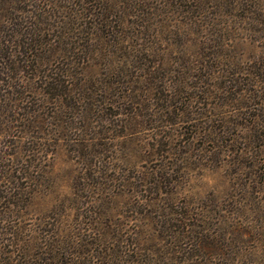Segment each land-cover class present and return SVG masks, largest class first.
<instances>
[{
	"label": "rangeland",
	"instance_id": "374dc122",
	"mask_svg": "<svg viewBox=\"0 0 264 264\" xmlns=\"http://www.w3.org/2000/svg\"><path fill=\"white\" fill-rule=\"evenodd\" d=\"M99 1L123 17L118 35L58 18L40 40L52 39L55 57L85 46L86 80L129 72L125 90L137 93L142 104L161 105L144 98L149 86L157 88L165 78L174 105L166 130L182 136L171 147L154 149V124L138 118L126 129L112 115L111 124L86 127L64 109L55 120L60 140L47 160L50 185L34 195L19 220L25 239H32L35 221L64 228L68 214L84 217L96 254L117 249L107 260L88 264H264V153L258 140L245 139L264 136V101L253 100L250 86L255 73L264 85V0ZM59 32L65 33L60 40ZM112 68L119 75L111 76ZM204 110L210 113L202 115ZM208 130L213 134L207 139L193 140ZM74 134L83 137L77 147ZM100 140L106 143L102 155ZM85 164L109 168V181L82 186ZM166 169L172 179L160 193H143L131 179ZM120 174L125 182L116 179ZM88 188L102 203L93 207L95 223L85 219L92 208L82 203ZM58 218L63 221L56 223ZM129 246L138 254L121 259Z\"/></svg>",
	"mask_w": 264,
	"mask_h": 264
},
{
	"label": "trees",
	"instance_id": "16d2710c",
	"mask_svg": "<svg viewBox=\"0 0 264 264\" xmlns=\"http://www.w3.org/2000/svg\"><path fill=\"white\" fill-rule=\"evenodd\" d=\"M108 6L99 0H0V264H88L94 258L97 261L107 260L111 251H117L110 247L102 254L93 251L92 241L95 237L81 223L84 217L81 220L78 217L71 219L66 214L64 228L37 220L30 228L34 231L31 233L32 239H25L26 229L19 224V220L26 216L25 209L34 195L41 194L50 185L47 160L60 140V137L57 138L58 124L55 120L59 119L60 114L62 116L64 109H68L73 118L86 127L93 123L111 124L112 115L121 118L126 129L133 120L142 119L141 123L147 121L149 127L154 124V149L171 147L182 136L166 130L172 122L169 115L174 105L165 78L161 86H149L144 98L154 103L159 101L161 105L142 104L137 99V93L125 90V85L130 81L129 72L123 73L119 79L109 76L114 80H86L82 72L89 60L85 46H79L76 52L55 57L58 46L53 48V44H49L52 39L40 40V36H46L58 18H67L71 25L84 22L93 32L106 31V35H118L121 32L116 31V26L123 22V17L115 16ZM204 25L207 28L209 22ZM64 34L59 32L55 37L60 40ZM135 49L141 52L139 47ZM137 51L133 50L135 58L139 59ZM110 75L119 73L112 68ZM259 76L255 73L256 81L250 86L255 89L253 100L261 98L264 101V85L257 84L261 82ZM152 91L155 94L149 95ZM151 106L155 108L151 109ZM144 109H148L149 114H144ZM208 112L210 110H204L202 115ZM82 128L85 129V126ZM211 134L213 132L209 130L202 131L192 138L203 141ZM76 135L72 138L74 147L83 141V137ZM245 139L258 140V151L264 153V136ZM100 141L97 144L100 148L98 155L106 150V143ZM108 169L85 164L80 176L81 185L88 181L105 184L106 179L109 181L105 176ZM168 172L169 169L159 170L131 179L136 186L140 185L138 188L143 193L154 194L155 190L160 193L161 187L170 184L172 179V174ZM116 179L126 181L122 174ZM91 190L88 188L82 203L92 207L86 210L85 219L95 223L99 219L93 207H100L102 203L91 195ZM88 198L89 201H86ZM66 206L64 210L68 209ZM59 221L63 220L55 219L56 223ZM262 237L264 240V232ZM130 248L126 250V254H130H119L121 259L136 257L138 252ZM75 257L78 260L83 257V261H77ZM141 263L147 264L143 259Z\"/></svg>",
	"mask_w": 264,
	"mask_h": 264
}]
</instances>
